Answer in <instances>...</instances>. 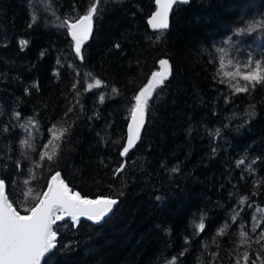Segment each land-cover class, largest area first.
Here are the masks:
<instances>
[{"label": "trees", "instance_id": "16d2710c", "mask_svg": "<svg viewBox=\"0 0 264 264\" xmlns=\"http://www.w3.org/2000/svg\"><path fill=\"white\" fill-rule=\"evenodd\" d=\"M245 1L177 3L161 31L147 22L155 0H100L77 54L60 21L85 14L93 0H0V178L9 200L26 214L57 171L83 196L118 200L98 223L58 221L57 248L42 264H245V252L248 264L264 261V84L234 93L223 75L237 63L245 71L249 56L264 68V41L254 42L264 29L236 32L264 20V10L238 15ZM162 59L171 75L122 156L134 97ZM53 125L57 135L68 131L54 140L57 158L40 161L51 153L42 145Z\"/></svg>", "mask_w": 264, "mask_h": 264}, {"label": "snow or ice", "instance_id": "6c2138e0", "mask_svg": "<svg viewBox=\"0 0 264 264\" xmlns=\"http://www.w3.org/2000/svg\"><path fill=\"white\" fill-rule=\"evenodd\" d=\"M99 3L100 0H93L85 14L60 21V26L66 28L75 41L77 54L81 51L82 43L92 33V21L98 12ZM155 3L157 11L152 14L148 23L153 29L163 31L169 27L168 18L173 5L188 3V0H155ZM33 20H35V16H33ZM258 28L264 29V20L250 21L246 27L237 29L236 32H252ZM26 43V41H21V44ZM218 51L224 52L225 49H219ZM80 58L83 59L82 56ZM159 65L161 70L153 72L148 82L134 97L135 103L130 110L132 123L128 127L127 143L122 149V156H127L130 149L140 140V131L144 127L149 99H151L155 90L161 87L171 75V65L168 60H160ZM220 66L221 68L225 66L222 60ZM243 68L245 71H241V65L237 63L235 72L227 71L223 73L228 78L226 82L234 93H248L257 84H264V68H262L261 60L253 61L252 57L249 56L247 62L243 64ZM232 81H235V83ZM221 82L224 83L225 81L222 80ZM241 82H243L242 86ZM100 83L99 80L95 81L96 86H99ZM92 87L91 84L87 86L88 89ZM73 88H75V84ZM113 91L116 90L113 89ZM100 98L103 99L102 96ZM16 115L19 116V113ZM55 129L56 125H53L48 130L50 139L42 145L45 149L52 145L51 153L48 151L43 152L40 161H43L45 157L51 161L58 156L60 145L59 143L54 144V140L60 141L68 129H61L59 135L56 134ZM21 144L33 147L28 140H22ZM126 163L127 161L120 165V168L116 170L117 174L124 170ZM243 163V160L237 162L238 166ZM173 171H178V169H173ZM29 174L35 179L32 170ZM5 187V181L0 179V264H41L42 260H46V255L54 254V250L57 248L59 228L63 226L58 225V221L71 222L73 227L77 226L81 218L98 223L108 216L118 203L117 200L104 196H98L95 199L82 196L79 191H73L61 178V173L57 171L51 176L47 191L33 196L34 206L23 209L27 214L22 215L9 201L8 196L5 194ZM28 192L31 193L32 189L29 188ZM245 200L246 198H242L239 203L243 205ZM257 211L264 214V209L257 208ZM238 217L239 212H236L231 219L235 223ZM255 219L256 217L253 216V220ZM54 226H56L55 230ZM204 227L203 221L197 225L200 231H203ZM228 227L225 224L224 227L218 230V234H223ZM257 227L258 225H254L252 231L255 232ZM239 228L240 243L245 244L248 242V233L243 230V224H240ZM260 241H264V231H261L257 237V243ZM262 249H264V245H262ZM243 260L245 264H248L249 255L247 252L243 254ZM171 264H175V259ZM237 264H239V261H237ZM252 264H257V261L253 260ZM260 264H264V261H261Z\"/></svg>", "mask_w": 264, "mask_h": 264}, {"label": "rangeland", "instance_id": "374dc122", "mask_svg": "<svg viewBox=\"0 0 264 264\" xmlns=\"http://www.w3.org/2000/svg\"><path fill=\"white\" fill-rule=\"evenodd\" d=\"M264 10V0H246L242 5L236 7L235 11L238 13V15L243 16L246 13H254V12H261ZM258 41L256 38L254 39V42L259 44L260 46H263L264 36L263 39H260ZM260 42V43H259ZM70 187V186H69ZM91 198V197H88ZM23 214V213H22ZM27 214V213H26Z\"/></svg>", "mask_w": 264, "mask_h": 264}, {"label": "water", "instance_id": "95a60500", "mask_svg": "<svg viewBox=\"0 0 264 264\" xmlns=\"http://www.w3.org/2000/svg\"><path fill=\"white\" fill-rule=\"evenodd\" d=\"M173 7H174V5H173ZM157 11V5H156V8H155V10L149 15V17H148V19H147V22L149 21V19L151 18V16H152V14L153 13H155ZM172 11H173V8H172V10H171V12H170V14H169V18H168V23H169V26H170V23H171V15H172ZM148 25H149V27L152 29V30H158V29H153L152 27H151V25L148 23ZM169 28V27H168ZM93 30H94V22L92 21V33H91V35L89 36V38L87 39V40H89L91 37H92V34H93ZM71 35V34H70ZM72 37V36H71ZM161 70V69H160ZM159 70V71H160ZM132 123V121H131V117H130V120H129V124H128V127H129V125ZM143 129V128H142ZM142 129H141V131H140V134H141V132H142ZM126 143H127V141H126ZM137 143V142H136ZM136 145V144H135ZM56 173V172H55ZM54 173V174H55ZM53 174V175H54ZM61 178L64 180V178H63V176L61 175ZM50 181V180H49ZM65 181V180H64ZM49 183V182H48ZM45 191H47V187L45 188V190H44V192ZM5 194L7 195V193H6V188H5ZM8 196V195H7ZM83 196V195H82ZM104 197H106V196H104ZM107 197H109V198H111V199H115V200H117L116 198H114V197H110V196H107ZM41 198H42V196H41ZM97 198V197H96ZM9 199V198H8ZM89 199H95V198H89ZM10 201V200H9ZM118 201V200H117ZM11 202V201H10ZM117 205V204H116ZM116 205L113 207V210H112V212L114 211V209H115V207H116ZM13 207H15L14 205H13ZM18 211V210H17ZM111 212V213H112ZM110 213V214H111ZM22 214V213H21ZM109 214V215H110ZM22 215H24V214H22ZM108 215V216H109ZM107 217V216H106ZM81 219H86V218H81ZM91 221V220H90ZM47 256V255H46ZM42 262H43V260H42ZM42 262H41V264H42Z\"/></svg>", "mask_w": 264, "mask_h": 264}, {"label": "bare ground", "instance_id": "6f19581e", "mask_svg": "<svg viewBox=\"0 0 264 264\" xmlns=\"http://www.w3.org/2000/svg\"><path fill=\"white\" fill-rule=\"evenodd\" d=\"M69 186V185H68Z\"/></svg>", "mask_w": 264, "mask_h": 264}]
</instances>
